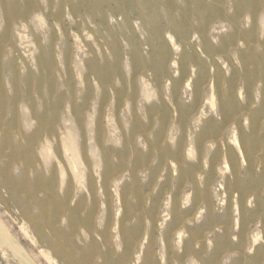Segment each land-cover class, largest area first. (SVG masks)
I'll list each match as a JSON object with an SVG mask.
<instances>
[{"label":"rangeland","instance_id":"1","mask_svg":"<svg viewBox=\"0 0 264 264\" xmlns=\"http://www.w3.org/2000/svg\"><path fill=\"white\" fill-rule=\"evenodd\" d=\"M0 264H264V0H0Z\"/></svg>","mask_w":264,"mask_h":264},{"label":"bare ground","instance_id":"2","mask_svg":"<svg viewBox=\"0 0 264 264\" xmlns=\"http://www.w3.org/2000/svg\"><path fill=\"white\" fill-rule=\"evenodd\" d=\"M31 237H33V236H31ZM33 241V240H32Z\"/></svg>","mask_w":264,"mask_h":264}]
</instances>
